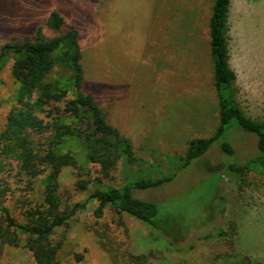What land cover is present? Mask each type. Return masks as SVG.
Listing matches in <instances>:
<instances>
[{
  "label": "rangeland",
  "instance_id": "obj_1",
  "mask_svg": "<svg viewBox=\"0 0 264 264\" xmlns=\"http://www.w3.org/2000/svg\"><path fill=\"white\" fill-rule=\"evenodd\" d=\"M213 2L0 0V45L31 37L54 10L64 19L63 31L76 29L83 92L131 141L139 164L130 171L141 178L176 174L165 186L135 192L156 202L159 218L171 219L166 233L110 206L97 219V203L90 201L51 236L59 245L54 264H242L245 258L264 264V173L237 169V178L225 171L256 154L255 136L228 130L222 140L233 147L232 156L215 143L179 169L188 143L210 138L219 124L209 44ZM228 35V63L236 80L228 99L264 126V0H231ZM10 66L11 59L0 52V128L13 105ZM80 164L59 174L62 206L125 180L121 165L104 179L98 166ZM45 176L26 179L15 165L0 173V205L15 223H25L27 210L45 208ZM78 181L87 182V191L75 189ZM24 239L0 213V264H36Z\"/></svg>",
  "mask_w": 264,
  "mask_h": 264
},
{
  "label": "trees",
  "instance_id": "obj_2",
  "mask_svg": "<svg viewBox=\"0 0 264 264\" xmlns=\"http://www.w3.org/2000/svg\"><path fill=\"white\" fill-rule=\"evenodd\" d=\"M231 0H214L209 19L210 56L217 96L219 124L210 138L188 143L179 167L185 169L204 156L211 146L219 144L227 156L234 154L229 142L222 140L228 130H240L256 138V154L241 165L228 164L225 171L239 177L237 169L259 168L264 173V126L235 109L228 99L235 73L229 66L228 15ZM64 19L57 11L49 12L44 27L22 41L12 40L0 45L1 56L11 59L10 75L15 83L13 105L0 128V173L15 165L26 179L46 172L44 178V209H29L24 224H17L7 207L0 213L8 227L25 237V247L36 264H54L59 245L51 243L54 231L67 224L90 201L97 203L93 215L100 219L106 207L125 213L153 229L167 232L171 225L158 217L154 201L135 196L136 191H150L173 181L176 174L141 178L130 171L139 164L131 141L109 125L93 96L83 92V70L79 33L63 31ZM44 29L52 34H46ZM73 97L67 98L70 94ZM73 146V150L69 147ZM96 165L102 178L108 179L119 165L126 176L119 186L101 185L84 201L62 206L58 196V177L64 168ZM77 191H87V182L78 181ZM174 224V223H173ZM220 236L226 233L219 231ZM17 245L16 241H13ZM242 264H253L249 259Z\"/></svg>",
  "mask_w": 264,
  "mask_h": 264
}]
</instances>
